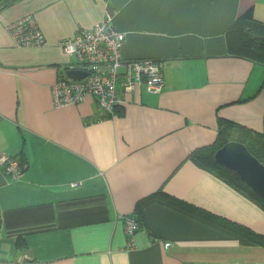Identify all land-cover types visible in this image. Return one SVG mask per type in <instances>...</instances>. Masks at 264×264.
<instances>
[{"label":"crops","instance_id":"obj_1","mask_svg":"<svg viewBox=\"0 0 264 264\" xmlns=\"http://www.w3.org/2000/svg\"><path fill=\"white\" fill-rule=\"evenodd\" d=\"M249 9L264 21V0H0V154L24 165L0 168V264H264L235 231L264 236V210L188 157L221 121L262 130L264 66L227 51ZM28 14L44 44L17 47L5 26ZM106 14L124 58L162 61V91L139 86L103 118L91 95L56 107L59 41Z\"/></svg>","mask_w":264,"mask_h":264},{"label":"built area","instance_id":"obj_2","mask_svg":"<svg viewBox=\"0 0 264 264\" xmlns=\"http://www.w3.org/2000/svg\"><path fill=\"white\" fill-rule=\"evenodd\" d=\"M17 47H38L44 44V36L32 15L28 14L5 26ZM125 33L118 31L112 16L106 14L91 28L81 29L58 46L72 58L52 84L51 95L56 107L77 104L91 95L97 105V115L103 118L130 94L143 86L150 94H158L164 87L163 63L152 58L126 59L122 54ZM84 72L82 78L67 76V71ZM0 168L4 175L16 178L24 169L19 160L0 154ZM134 215L124 217V233L128 248L133 246V235L138 229ZM170 243H164L168 247Z\"/></svg>","mask_w":264,"mask_h":264},{"label":"trees","instance_id":"obj_3","mask_svg":"<svg viewBox=\"0 0 264 264\" xmlns=\"http://www.w3.org/2000/svg\"><path fill=\"white\" fill-rule=\"evenodd\" d=\"M40 30V29H39ZM228 53L231 56L243 58L264 66V21L256 19L251 9L239 15L226 33ZM264 88V78L259 89ZM263 127L258 131L235 122L221 121L218 123L217 136L213 143L196 148L189 154L190 160L198 167L222 179L230 187L249 198L264 210V200L256 196L236 175L226 171L214 159V152L228 141L241 142L247 150L264 165V115ZM21 160H19L20 162ZM21 163V162H20ZM22 164V163H21ZM23 165V164H22ZM24 166V165H23ZM155 196L172 201L165 192L160 191ZM153 196V195H152ZM140 202L137 204V210ZM181 206H184L183 204ZM185 207V206H184ZM139 213V211H138ZM135 214L134 216H136ZM138 221V218H137ZM237 234L250 241L264 246V236L250 231V229H235ZM16 244L20 246L17 240Z\"/></svg>","mask_w":264,"mask_h":264},{"label":"water","instance_id":"obj_4","mask_svg":"<svg viewBox=\"0 0 264 264\" xmlns=\"http://www.w3.org/2000/svg\"><path fill=\"white\" fill-rule=\"evenodd\" d=\"M84 75L85 73L81 71H67V76L74 79L82 78ZM213 159L264 200V165L241 142H226L214 152Z\"/></svg>","mask_w":264,"mask_h":264}]
</instances>
